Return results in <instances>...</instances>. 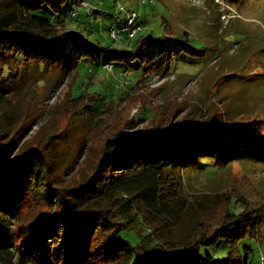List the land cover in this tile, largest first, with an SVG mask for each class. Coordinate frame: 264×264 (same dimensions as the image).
Returning <instances> with one entry per match:
<instances>
[{"label":"rangeland","instance_id":"1","mask_svg":"<svg viewBox=\"0 0 264 264\" xmlns=\"http://www.w3.org/2000/svg\"><path fill=\"white\" fill-rule=\"evenodd\" d=\"M18 1L0 0V9ZM88 2L107 12L101 18L103 26L91 23L82 11L81 17L73 18L67 0L61 10L70 32L81 34L97 48L109 46L108 27L115 23L116 7L123 5L139 13L143 35L166 47V55L149 65L111 63L113 71H107L99 63L78 60L75 54L62 67L30 68L24 85L8 86L0 80V132L10 145L3 167L38 149L48 157L50 177L60 179L63 187L75 188L96 170L109 135L203 126L212 118L242 125L254 122L256 140L240 138L219 143L203 155H191L172 167L176 182L164 188L169 195L166 204L141 206V210L156 227L154 239L160 243L177 241L201 226L216 227L229 199L262 205L259 240L247 237L240 244L252 248L248 264H260L264 256V0H156L153 6L140 5L138 0ZM54 14L48 3L38 13L47 19ZM167 36L175 38L172 48L167 47ZM185 47L193 53L182 50ZM30 199L14 215L0 214V245L21 249L24 229L41 209ZM49 208L50 213L58 212ZM126 237L137 241L132 233ZM215 251L220 258L217 264H226L227 245Z\"/></svg>","mask_w":264,"mask_h":264},{"label":"trees","instance_id":"2","mask_svg":"<svg viewBox=\"0 0 264 264\" xmlns=\"http://www.w3.org/2000/svg\"><path fill=\"white\" fill-rule=\"evenodd\" d=\"M81 1L71 0L68 14ZM45 3L55 13L52 19L38 15ZM66 3L21 0L0 9V80L8 86L24 85L30 68L62 67L75 54L78 60H90L103 67L111 63L149 65L166 55V47L143 35L141 18V33L123 42V47L112 42L107 47L93 46L68 29L61 10ZM72 17H81V12ZM165 38L167 47L172 48L175 38ZM182 50L193 53L188 47ZM104 58L107 61L103 62ZM114 105L118 102L108 107ZM253 125L212 118L203 126L109 135L104 139L96 170L86 183L75 188L63 187L60 179L50 177L48 157L38 149L3 167L10 145L0 132V214L14 215L28 198L41 207L24 229L21 249L14 244L12 249L0 245L1 264H217L220 258L215 249L222 244L228 247L226 264H248L252 248H241L240 244L247 237L259 240L262 205L229 199L216 227L201 226L177 241L160 243L154 239L156 227L141 206L166 204L169 195L164 188L176 182L172 167L182 165L191 155H203L219 143L230 144L240 138L256 140L258 128ZM48 208L58 212L50 213ZM130 233L136 242L126 237Z\"/></svg>","mask_w":264,"mask_h":264},{"label":"built area","instance_id":"3","mask_svg":"<svg viewBox=\"0 0 264 264\" xmlns=\"http://www.w3.org/2000/svg\"><path fill=\"white\" fill-rule=\"evenodd\" d=\"M140 5H150L153 6L156 0H138ZM78 11H82L87 14V17L91 23H97L100 27L102 24V16L107 15V12H101L97 8L92 7V5L86 1L82 0L77 8L71 12L72 16H76ZM118 12L115 16V23L108 27V39L114 44H122L126 41H132L136 36L141 33L142 27L139 24L140 15L133 9H128L126 6L118 5L116 7ZM102 24V25H101ZM100 34H103L101 31ZM104 69L107 71H113L112 65H104ZM260 264H264V256H260Z\"/></svg>","mask_w":264,"mask_h":264},{"label":"crops","instance_id":"4","mask_svg":"<svg viewBox=\"0 0 264 264\" xmlns=\"http://www.w3.org/2000/svg\"><path fill=\"white\" fill-rule=\"evenodd\" d=\"M142 20V19H141Z\"/></svg>","mask_w":264,"mask_h":264}]
</instances>
